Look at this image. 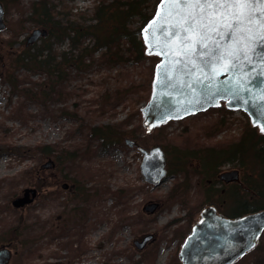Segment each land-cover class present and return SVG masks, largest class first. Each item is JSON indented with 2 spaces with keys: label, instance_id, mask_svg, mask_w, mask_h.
<instances>
[{
  "label": "rangeland",
  "instance_id": "rangeland-1",
  "mask_svg": "<svg viewBox=\"0 0 264 264\" xmlns=\"http://www.w3.org/2000/svg\"><path fill=\"white\" fill-rule=\"evenodd\" d=\"M67 4L77 13L89 8L92 0H73ZM22 10L23 6L17 2L9 11L13 16L4 15L7 31L4 29L0 35V63L3 65L8 63L9 52H13L6 47V40L17 41L14 47H18L34 28L23 30L26 25L18 22ZM66 49L67 43L63 42L59 50ZM145 67L131 70L132 78L138 80L136 73L140 71L141 81L146 74ZM116 74L117 69L110 71L106 67L74 73L68 87L70 97L54 105L52 102L40 105L38 100L30 102L21 91L32 88L31 83L42 89L43 75L18 70L19 77L27 82L17 89L6 85L0 75V244H13L8 264H26L29 249L49 240L51 245L38 250V256L28 261L29 264H178L177 253L183 238L190 231V223L196 220L200 207L206 204L203 196L208 177L201 173L197 158L204 155L202 152L207 148L220 150L235 141L249 121L240 112L225 113L219 109L168 123L148 134L141 127L134 142L146 149L162 147L169 164L167 178L155 188L142 180L141 157L123 143V138L120 145L106 150L93 142L90 159L80 158L71 165L63 161L64 154L57 161L53 156L35 153L39 145L56 143L70 150L82 139L76 121L62 115L51 117L45 112L48 106H55L54 109L64 106L67 108L64 112H73L74 103L83 108L97 106L104 91L102 81ZM142 103H136L133 96H124L102 121L119 123L132 116L131 125L125 130H133L138 121L141 126V117L138 120L135 110ZM193 156L196 158L192 159ZM190 159L191 167L176 170L180 161ZM49 160L53 166L42 168ZM224 166L225 171L237 169L240 180L247 179L239 162ZM76 170L87 173L84 180L75 178ZM63 183L68 185L67 189L61 188ZM28 187L37 190L34 201L21 209H13L11 200ZM242 190L240 186V202L255 199L254 190L248 194ZM174 198L182 200L185 206L176 203ZM149 202L158 203L152 214L142 210ZM227 204L233 207L232 200H227ZM185 218L188 228L184 225ZM73 227H80L86 234ZM147 234H153L154 240L137 250L133 241ZM56 253L58 257L49 259ZM235 264H264V233L259 246Z\"/></svg>",
  "mask_w": 264,
  "mask_h": 264
},
{
  "label": "trees",
  "instance_id": "trees-1",
  "mask_svg": "<svg viewBox=\"0 0 264 264\" xmlns=\"http://www.w3.org/2000/svg\"><path fill=\"white\" fill-rule=\"evenodd\" d=\"M72 1L0 0L4 8V15L8 17L13 16L9 11L13 9L14 4L20 2L23 10L18 22L26 25L23 28L24 31L31 27L47 31L45 37H41L38 42L32 45L25 46V41H21L18 47H14L17 41L9 39L5 42L6 47L13 50V52H9L8 63L4 65L0 63V75L4 78L3 82L6 85L11 89H17L27 82L21 79V76L19 77L18 70L30 74L38 73L45 77V81L43 79L40 82L42 89H37V84L34 83L30 84L32 88L21 89L23 93L27 94L30 102L38 100L40 105H47L50 102L54 105L55 102L68 99L71 95V92H68V87L71 85L74 73L78 75L104 67L110 71L117 69L115 76H107L102 81L104 91L100 94L97 106L91 105L89 108H83L80 107V104L74 103L71 105L74 109L73 112H64L67 109L64 106L55 109V106L47 107L45 112L51 117L62 115L76 121L78 123L76 129L82 134V139L70 150L56 143L54 145H39L35 153L43 157L53 156L57 161L64 154L63 161L69 165L77 159L81 160L80 158L89 160L92 153L90 147L93 142L100 149L106 150L120 145L119 142L122 138L132 140L138 138L137 132L141 130L139 121L133 130H125L131 125L132 116L124 118L119 123H110V121L105 123L102 119L114 110V106L120 98L124 99V96L125 98L129 95L133 96L136 103H144L148 99L153 69L158 58L144 55L140 31L153 16L160 0H98L94 3L92 0L89 8L77 13H73L71 5L67 4ZM1 34L2 32H0ZM63 42L67 43L66 51L59 50ZM95 54L98 56L96 57ZM143 65H146L145 77L140 81L141 72L139 71L136 73L139 79H133L130 71L143 67ZM219 109L225 113H231L223 106L210 110ZM135 115L139 120V107L135 110ZM165 126L156 129L159 130ZM207 149L206 152H202L204 156L210 154L209 157H220L224 161L223 163L235 164L239 162L242 172L247 175L246 180H240L242 191L246 194L255 191L253 201L244 199L239 204L237 203V207H233L231 212H228L226 208H223L222 212L226 216H235L263 209L264 134H259L256 128L247 123L240 136L223 149L217 150L213 147ZM195 158L196 156H193L192 159ZM190 161L191 159L180 161L176 170H183L187 165L191 167ZM209 161L207 160L205 164H209ZM201 173L204 175L208 173L206 167H201ZM84 174L87 173L74 171L75 178L81 181L84 180ZM229 195L232 194H229L226 189L223 198L227 201ZM174 200L185 206L182 200L176 198ZM187 208L188 206L185 207V209ZM185 222L184 225L188 228L186 218ZM28 254L26 253V261ZM26 264L29 262L27 261Z\"/></svg>",
  "mask_w": 264,
  "mask_h": 264
},
{
  "label": "water",
  "instance_id": "water-1",
  "mask_svg": "<svg viewBox=\"0 0 264 264\" xmlns=\"http://www.w3.org/2000/svg\"><path fill=\"white\" fill-rule=\"evenodd\" d=\"M160 3L161 0L151 19L141 29V38L145 47L144 54L159 58L154 66L149 98L140 108L141 125L144 132L149 133L168 121L183 119L223 103L227 110H239L245 113L250 125L256 127L258 133L264 134V131H261V128L264 127V95H262L264 64L256 60L242 70L238 67L235 74L228 73L226 68L219 65L211 66L203 71L193 68L191 75L174 71L173 61L180 58V53H171L169 60L166 61L164 56L150 51L145 44L144 29L156 16ZM3 12V6L0 3V32L5 28ZM46 34L44 29L33 30L26 38L25 46L34 43ZM160 39L161 37L158 36L157 40ZM168 43L173 46L176 41L172 40ZM165 63L168 64V71L162 75ZM197 63L199 62L197 61ZM158 65L161 66L160 69H158ZM175 67H179V65H175ZM205 73H211L213 79H207ZM230 77L231 84L228 83ZM238 77L241 81L251 79V83L248 84L249 91H241L239 96L233 97L230 94V89L235 85ZM197 79L200 81L199 83H195ZM189 84H192L193 87H189ZM125 144L133 146L128 140H125ZM137 151L141 155L139 173L143 181L151 184L153 188L157 187L163 182L166 173L163 150L159 146L150 149L138 146ZM51 164L52 162L47 161L43 167L48 168ZM220 178L225 182L237 180L238 171L223 173ZM61 187L66 189L67 184H62ZM36 195V189L24 188L21 195L11 201V206L15 209L23 208L32 203ZM156 208L157 204L151 203L144 206L143 210L153 213ZM210 210L211 208H206L200 213L199 220L185 238L181 250L186 249L188 253L191 251L198 264H231L254 247L259 233L264 229V210L236 219L225 218L217 214L215 210ZM236 229H239L240 236L237 241H233V237L228 232ZM151 236L146 235L140 241L135 240L134 246L138 250L142 249ZM9 247L10 243L0 245V264H8L11 257Z\"/></svg>",
  "mask_w": 264,
  "mask_h": 264
},
{
  "label": "snow or ice",
  "instance_id": "snow-or-ice-1",
  "mask_svg": "<svg viewBox=\"0 0 264 264\" xmlns=\"http://www.w3.org/2000/svg\"><path fill=\"white\" fill-rule=\"evenodd\" d=\"M144 33L146 46L166 61L171 53H180L173 61L176 72L191 75L193 68L203 71L219 65L235 74L238 67L242 70L256 60L264 64V0H161ZM172 40L176 43L170 46ZM167 71L165 63L161 74ZM205 76L213 79L211 73ZM228 83H232L231 77ZM250 83L251 79L238 77L230 94L237 97L241 91H249Z\"/></svg>",
  "mask_w": 264,
  "mask_h": 264
},
{
  "label": "flooded vegetation",
  "instance_id": "flooded-vegetation-1",
  "mask_svg": "<svg viewBox=\"0 0 264 264\" xmlns=\"http://www.w3.org/2000/svg\"><path fill=\"white\" fill-rule=\"evenodd\" d=\"M209 155H207V156L202 155V156L197 158V163L196 164H198L201 167H206V170L208 172L207 174H205V175H207L208 179L206 180L207 185L205 187V196H203L205 198V200H206V204H204V205H202L200 207V209H199V211L197 213L196 220H194L193 222L190 223V227H189L190 230H191L192 225L198 220L199 214L204 208H208V207L212 208L210 211L215 210L217 213H220V214L224 215V213L222 212V209L224 208V206L226 204V200L223 198L226 189H228V193L229 194L232 191V195L229 196L228 201L230 202V200H232V203H233L234 207H237L236 204L240 203V185H239V183L235 182V181L225 182L224 179L220 178V175L222 173L234 170V168H229V169H227L225 171L224 170V167H225L224 164H226V166H230L231 164L230 163H223L224 161L220 157H209ZM208 158H210V159H208ZM207 160H210V161H209V164L206 165L205 162ZM205 215H207V214H205ZM225 217L230 218V219H234L237 216L230 215V216H225ZM252 225H255V224H252ZM73 228H75V230H77V231L82 230V229H80V227H73ZM88 228L89 227L86 225L85 229H86L87 232H88ZM86 231L85 232L83 231L84 235L86 234ZM189 232L190 231L187 232L185 237L189 234ZM263 233H264V230H262L261 233H260L259 243H260L261 236H262ZM228 234L231 237H233V241H237L239 236H240L239 229H236L234 231L230 230L228 232ZM151 235L152 236L147 241V244L148 243H152V241L154 240L153 234H151ZM49 242H51V240L47 241V243L43 242L44 245H42V243H41L39 246H36L34 248L29 249V251H28V253H29L28 254V261H33L38 256L37 251L42 249V247H44L45 245H51V244H48ZM259 243H258L257 246H259ZM70 248L71 247H70V244H69V248L68 249H70ZM223 256H224V253L222 254V257ZM56 257H58L57 253L56 254H52V256L49 259H52V258L55 259ZM93 260L95 261V258H93ZM177 260H178V264H198V261L194 257L193 253L191 251L189 253L186 252V249L181 250V252H180V250H178Z\"/></svg>",
  "mask_w": 264,
  "mask_h": 264
}]
</instances>
